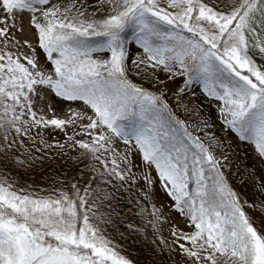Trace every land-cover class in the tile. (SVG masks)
<instances>
[{"label":"snow or ice","instance_id":"1","mask_svg":"<svg viewBox=\"0 0 264 264\" xmlns=\"http://www.w3.org/2000/svg\"><path fill=\"white\" fill-rule=\"evenodd\" d=\"M0 264H264V0H0Z\"/></svg>","mask_w":264,"mask_h":264},{"label":"rangeland","instance_id":"2","mask_svg":"<svg viewBox=\"0 0 264 264\" xmlns=\"http://www.w3.org/2000/svg\"><path fill=\"white\" fill-rule=\"evenodd\" d=\"M187 99V98H186ZM193 103H199L198 99H192ZM248 152V164H252L254 162L253 156L254 152L251 147L242 146L240 151L243 153L244 151ZM71 162L69 161L67 164L63 162L51 163L45 162L42 168L38 165L34 170H29L27 173L21 176V180L28 184H36L39 187L43 188L46 187L48 184L51 183V177L53 176H62L64 172H73V169L70 167ZM123 230V229H122ZM132 241H137L133 243ZM128 250L136 255L141 250V243L139 242V238L136 236H132L128 241Z\"/></svg>","mask_w":264,"mask_h":264}]
</instances>
